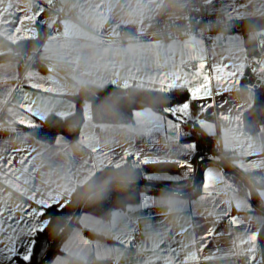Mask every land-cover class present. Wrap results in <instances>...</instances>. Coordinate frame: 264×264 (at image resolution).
Listing matches in <instances>:
<instances>
[{
	"label": "crops",
	"instance_id": "obj_1",
	"mask_svg": "<svg viewBox=\"0 0 264 264\" xmlns=\"http://www.w3.org/2000/svg\"><path fill=\"white\" fill-rule=\"evenodd\" d=\"M200 2L208 10L227 18L240 19L242 23L251 19H264V0H0V155L6 159L9 155H28L31 152L36 157L31 163V177L22 173V166L18 162L13 165L16 169L13 174H0V208L7 209L3 217L5 229L8 214L17 220L20 218L18 205L24 208L37 207L34 201L28 199L31 193H36L38 199L47 198L48 193H52L60 195L61 200L69 201L76 187L93 176L88 175L93 165H96L95 173L106 167L95 159L92 148L98 149L100 153L112 152L114 156H119L122 150L134 146L150 158L188 161L194 172L197 142L193 138H184V135L190 134L184 127L186 125L197 126L216 135L223 157L250 180L255 197L264 204V123L258 130H249L244 124L246 111L256 101V87L264 83V77L253 72V69L264 67V54H260L257 63L251 67L247 87H242V79L250 65L247 39L254 37L259 42L264 36V27L247 35L240 28L226 33L219 30L207 38L157 37L146 42L113 38L119 35L124 24H131L138 31L156 30L162 19L182 15L188 7ZM41 8L44 14L39 24L28 21L20 24L22 17L32 16ZM61 12L71 15V18L60 20ZM113 26H118L117 35L110 33ZM17 27L22 34L35 30L32 38L28 39L38 38L41 32L46 33L36 51L23 54L26 60L29 59L23 72L20 59L23 55L18 54L15 45L28 39H15ZM50 36L57 37L52 45L49 44ZM97 37H102V46L97 44ZM229 37L236 39L230 43ZM193 40H203V48L196 55L205 58L204 71L209 76L213 75V64L220 62L225 65L243 64L245 70L243 76L238 78V83L229 82L216 89L213 81L212 96L192 103L194 120L186 121L181 126L177 140L170 136L172 133L167 128L144 135L143 126L137 123L133 113L144 112L146 115L141 119L145 122L147 114H163L149 105L134 107L131 121L113 122L95 119L92 103L86 100L83 103L84 121L75 139L59 133L54 141L48 142L17 123L20 116L32 119L34 127L41 126L51 115L63 119L71 117L78 108L74 95L83 85L157 90L160 87L158 77L164 73L180 71L191 74L198 61H192L195 65L192 69H184L183 65L189 61L188 49ZM147 44L154 47L143 46ZM35 54H38L37 59L29 65ZM30 73L54 79L57 82L56 91L45 93L33 89L27 82ZM189 79H192L191 75ZM125 82L127 87L124 86ZM26 97L30 98L27 102L31 103V113H25L19 107ZM208 103L214 106L201 113L199 106ZM222 114L230 118L221 119ZM40 116L45 118L41 120ZM197 119L204 121L207 126H199L195 122ZM57 138H63L64 143L56 144ZM33 149L34 152L31 151ZM132 159L121 165L133 163ZM246 161L255 163L247 170L237 166ZM162 164L165 166L161 165L160 169L145 171V177L157 176L161 178L150 180L176 182L193 174L185 178L183 172L186 169L172 163ZM138 166L144 168L146 165L139 163ZM208 169L223 174L224 182L214 187L213 196L215 208L229 213L228 217H218L213 214L210 201L199 200L203 194L204 172ZM16 176H20V179L16 180ZM25 179H30V183L25 184ZM69 179L72 183L69 191H65ZM8 180L18 185L19 191L9 185ZM144 197L147 199L144 200ZM169 200L171 204L166 203ZM237 204L241 206L239 209ZM244 206H248V210ZM85 216L90 219L85 220ZM232 217L239 218L236 225L230 223ZM147 223L153 224L155 231L146 232ZM214 225L215 238L207 241L199 253V264H261L264 260V242L260 240L264 211L254 204L250 191L243 192L228 179L220 165L210 162L204 167L199 190L194 194L143 190L138 200L126 208L114 209L108 218L83 212L79 222L71 228L59 249L45 264H72L75 260L84 264L92 261L97 264H168V261L179 264L186 254L199 250L201 241L197 239L193 244V236L206 233ZM181 228L187 229L183 235L180 234ZM130 229L135 233L140 229V239L131 247L121 246L119 241L127 238ZM165 232L167 235L157 234ZM252 233H258L255 253L250 251L251 245L245 242ZM9 236L7 230L0 233V264H19V260L8 259L6 249ZM82 240L87 243H81ZM16 241L18 251L22 252L26 237L17 233ZM155 245L158 247L153 252ZM209 254L211 259L203 258ZM243 254L249 256L246 263L238 259ZM253 255L255 260L251 261Z\"/></svg>",
	"mask_w": 264,
	"mask_h": 264
},
{
	"label": "snow or ice",
	"instance_id": "obj_2",
	"mask_svg": "<svg viewBox=\"0 0 264 264\" xmlns=\"http://www.w3.org/2000/svg\"><path fill=\"white\" fill-rule=\"evenodd\" d=\"M51 2V0H49ZM44 14V9H38V11L32 15V16H26L22 17L20 19V24H24L25 21H28L32 24H39L40 17ZM51 25H49L50 27ZM16 32L18 35H16L15 39H28L32 38V35L35 33V30L32 29L26 34L20 33V28L17 27ZM110 33L112 35L118 34V26H113L110 29ZM57 39L56 36H50L49 37V44L52 45L53 42ZM236 38L235 37H229V42H233ZM103 39L102 37H97V44L103 45ZM147 48H152L154 45L147 44L143 45ZM203 48V40H193L192 46L190 49V54L188 56L189 61H198V64L195 68V70L189 74V73H182L180 71H174V72H168L164 73L163 75H160L158 77L160 82V87L157 89V91H160L162 93H170L173 92V90H186L188 92V99L184 101L183 103L172 105L169 108H166L164 110V113L162 115H155V114H147V122L145 120L141 119L142 117H145L144 112H135L133 113V116L136 118L137 123H140L143 126V133L144 135H148L152 131H160L164 128H167L169 132L172 133V135L176 140L178 138V135L181 131V126L186 121H191L193 119L192 115V103L197 100H204L212 96V88H213V81L215 84V88L219 89L223 85L231 83H238V78L242 77L245 70V65H232L228 64L225 65L223 62L215 63L212 66V72L213 75L209 76L204 69L206 68V62L205 58L200 57L199 55H196L197 52L202 50ZM253 72L260 75L261 77H264V67H260L258 69H253ZM191 75L192 79H189V76ZM27 82L30 83L31 87L33 89H36L38 91H42L45 93H51L56 91V81L52 79L51 77H41L36 73H30L27 77ZM125 87L128 86L127 82H125ZM217 95L220 94L219 91L216 92ZM28 97L25 98V102L21 103L19 105L20 109L25 113H31L32 112V106L31 103L27 102ZM34 103V101H33ZM214 105L212 103L208 104H202L199 106V111L203 113L209 108H212ZM88 109H85V116L87 117ZM64 115V114H61ZM41 120H43L45 117L40 116ZM230 117L226 114L221 115V119H229ZM195 122L199 126H207L205 125V122L202 120H195ZM17 123L20 125H24L29 129H33L35 126V123L32 119H30L28 116H20L17 120ZM56 144L64 143L63 138H57ZM34 152L35 150H31ZM92 153L95 156V159L100 162L101 165L106 166H115L119 167L122 163H125L129 161V158H133L132 160L135 162H138L140 164L148 165V164H157V163H172L178 165L182 169H186V171L183 172V177L187 178L189 177L193 172V167L191 163L185 160H168V161H161L158 158L151 157L148 155H145L144 152H142L139 149H136L134 146H128L127 149H124L121 151L119 156H114L112 152H104L100 153L98 149L92 148ZM36 157L34 155H31V152L28 153V155H19V156H12L9 155L6 159L0 155V174H13L16 169L13 167L15 163H19V165L22 166L21 171L23 174H27L29 177L32 175V168L31 163ZM255 162L252 161H246L242 162L241 164L237 165L242 170H247L248 167L252 166V164ZM95 169L96 165H93L91 169L88 170V175L92 176L95 175ZM161 177L157 176H149L148 179H158ZM164 178H171V177H164ZM16 180L20 179V176L15 177ZM175 179L179 180L180 177H175ZM224 177L223 174L213 171L212 169H208L204 172V179H203V185H202V192L203 194L199 197V200L201 202L210 201L213 206V214L217 215L220 218L228 217L229 213L222 212L219 209L215 208V200L213 196V189L218 183H223ZM7 183L9 185H12L15 190L19 191L18 185H13L11 180H8ZM24 183H30V179H25ZM72 183V180L69 179L68 183L65 185V191H69L70 185ZM28 199L31 201H34V203L37 205V207H28L24 208L22 205H18L17 208L21 210L20 218L17 220L14 218L13 215L8 214L7 215V229H5V220L3 217L5 216V213L7 212L6 208H0V233H3L5 230H7L10 233L9 236V246L7 247L6 251L8 254L9 260H19V264H31L34 250L37 247H42V244L39 240L40 234L44 233L50 224L51 218L48 217L46 212L47 210L52 209L53 206H56L57 208H64L67 206V204L70 201L67 200H61L60 195H53L52 193H48L47 198H37L36 193H31L28 195ZM147 198L144 197V200ZM141 207L143 204L140 205ZM236 207L239 209L241 206L239 204L236 205ZM245 210H248V206H244ZM85 220H89L90 218L85 216ZM27 221V223H25ZM239 221L238 217H232L230 218V223L232 225H236ZM146 232L155 231V226L151 223H147L145 226ZM187 231L186 228L180 229V234L183 235ZM17 233H20L26 237V245L22 252L18 251L17 248ZM134 234L135 231L133 229H130L127 233V238L120 240L119 244L124 247H131L134 244ZM158 235H167V232L161 234L157 233ZM216 235V228L215 225L210 227L208 231L201 235H194L192 238V243L195 244L196 240L199 239L201 241L199 250L197 252H193L190 254H186L185 257L179 261V264H199L201 256L199 253L203 251V248L206 246L207 241L210 239H214ZM258 233H252L247 236V240L245 242L249 243L251 245L250 251L255 253L256 251V244ZM81 243L86 244V241H81ZM156 247L158 245H155L152 249L154 252L156 250ZM145 251H148V249H145ZM204 259H211V254L206 255L203 257ZM250 260H255V255L250 257ZM168 264H171V261H168ZM261 264H264V260L261 261Z\"/></svg>",
	"mask_w": 264,
	"mask_h": 264
},
{
	"label": "trees",
	"instance_id": "obj_3",
	"mask_svg": "<svg viewBox=\"0 0 264 264\" xmlns=\"http://www.w3.org/2000/svg\"><path fill=\"white\" fill-rule=\"evenodd\" d=\"M263 27L264 19H251L244 21L241 24L240 29L243 30L247 35V33L252 31L254 32ZM45 35V32H41L38 38L19 42L15 45L16 51L19 52V55L36 51L41 46ZM247 52L250 65L247 67L246 75L242 79L243 88L247 87L246 81H248L250 69L257 63L261 54L259 51V42L257 38L248 37ZM20 59L23 72L29 59L26 60L24 55L20 56ZM187 97L188 94L186 90H173V92L170 93H162L157 90L140 87L123 88L115 85H106L104 87L83 85L78 93L74 95V98L78 102V108L74 115L65 119L51 115L41 126L28 129L48 142L54 141L59 133H65L75 139L79 136L80 129L84 121L83 103L86 100H89L92 103V111L95 119L113 122H125L132 120V110L136 106L149 105L155 110L164 113L166 108L171 107L178 101L185 100ZM263 123L264 83H261L256 87V101L253 107L246 111L244 115V124L249 130H258ZM184 127L190 131V134L184 135V138H193L197 142V154L195 157L196 167L192 176L187 179L176 182H163L175 188H185L193 183L197 170V164L200 159L210 158L213 160H226L219 152L217 137L215 134L208 133L197 126L191 127V125H186ZM209 163L210 162L205 163L203 169ZM161 165L163 167L165 166L162 163H157L146 165L143 168L141 166L134 165L132 162H128L119 167L106 166L103 169L97 171L95 175H93L87 182L78 185L72 192L69 199L70 202L66 207L60 209L56 206H53L52 209L47 210L49 216L54 217L51 218L48 229L39 236L42 247H37L34 250L31 264H38V262L45 256L53 240L73 217L80 201L89 191V189H94L107 181L118 180L119 176L121 175L131 176L132 181L147 179L145 177V171L148 169H160L162 167ZM203 169L198 184L191 192L188 193L189 195L194 194L199 190V185L203 177ZM225 174L228 179L233 181L243 192L248 193V187L240 179L226 171ZM143 190L164 191L159 188L137 185H111L105 187L98 191V196H94L92 194L86 200L82 207L81 213L75 219L74 225L79 222L81 214L85 211L98 214L104 218H108L114 209L126 208L128 204L138 200ZM260 240L261 243L264 242V226L261 230ZM61 243L62 241L59 243L54 253L59 249ZM72 264L84 263L75 260Z\"/></svg>",
	"mask_w": 264,
	"mask_h": 264
},
{
	"label": "built area",
	"instance_id": "obj_4",
	"mask_svg": "<svg viewBox=\"0 0 264 264\" xmlns=\"http://www.w3.org/2000/svg\"><path fill=\"white\" fill-rule=\"evenodd\" d=\"M64 18H71L61 12L60 20ZM59 21V20H58ZM242 20L231 19L225 17L223 14L218 12H212L203 4L199 3L196 6H190L186 9L185 13L182 15L172 16L162 19L158 29L153 31H138L131 24H124L120 28L119 35L113 37L116 39H134L140 42L152 41L157 37H169L172 39L176 38H187V37H202L207 38L214 31L229 32L236 28H240ZM259 51L264 54V36L259 40ZM38 54L33 55L30 59V64H32L37 59ZM47 63L51 61L44 60ZM192 61H188L183 65L184 69H192L194 67ZM219 152L224 156L221 147ZM134 165H138V162L133 161ZM141 230L138 229L133 237L134 243H137L140 239ZM239 261L244 263L248 262L249 256L247 254L239 255ZM89 264H97L95 261Z\"/></svg>",
	"mask_w": 264,
	"mask_h": 264
},
{
	"label": "water",
	"instance_id": "obj_5",
	"mask_svg": "<svg viewBox=\"0 0 264 264\" xmlns=\"http://www.w3.org/2000/svg\"><path fill=\"white\" fill-rule=\"evenodd\" d=\"M207 162H215V163H217L226 172H228V173L236 176L238 179H240L248 187V189L250 191V195H251L252 201L254 202V204L259 209L264 211V204L260 203L257 200V198L255 197L254 188H253V185L251 184L250 180L243 173L239 172L232 165H230V163H228V161H226L224 159H220V160H213V159H210V158L200 159L198 161V164H197V170H196V174H195L193 183L190 186L185 187V188H175V187L167 185V184H165V183H163L161 181L147 180V179L138 180V181H132L131 183L127 184L126 186H135V185H137V186H147V187L159 188V189H162L164 191L171 192V193L186 194V193L191 192L196 187V185L198 184V182L200 180V177H201L203 166ZM111 185H118V180L107 181V182L101 184L100 186L89 190L85 194L83 199L80 201V203H79V205H78L73 217L70 219V221L67 223V225L62 229V231L55 237V239L53 240L52 244L50 245L47 253L38 262V264H45L51 258V256L54 254V251L58 247L59 243L68 234V232L71 230V228L74 226L75 219L81 213L82 207H83L84 203L86 202V200L93 193H96V192L102 190L103 188L111 186Z\"/></svg>",
	"mask_w": 264,
	"mask_h": 264
},
{
	"label": "clouds",
	"instance_id": "obj_6",
	"mask_svg": "<svg viewBox=\"0 0 264 264\" xmlns=\"http://www.w3.org/2000/svg\"><path fill=\"white\" fill-rule=\"evenodd\" d=\"M132 182V177L131 176H128V175H121L119 176L118 178V186H125L129 183ZM90 190V189H89ZM94 196H98L99 195V192L97 193H93ZM167 204H171L172 201L169 200V201H166Z\"/></svg>",
	"mask_w": 264,
	"mask_h": 264
}]
</instances>
